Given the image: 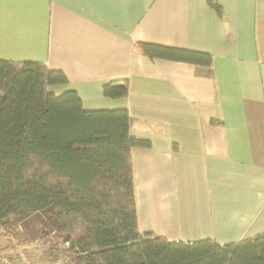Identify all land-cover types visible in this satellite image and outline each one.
I'll return each instance as SVG.
<instances>
[{
  "label": "crops",
  "instance_id": "0c3cea01",
  "mask_svg": "<svg viewBox=\"0 0 264 264\" xmlns=\"http://www.w3.org/2000/svg\"><path fill=\"white\" fill-rule=\"evenodd\" d=\"M221 11V13H220ZM209 53L210 64L137 49ZM0 58L61 70L55 92L125 108L139 226L172 240L264 232V0H0ZM127 80L122 97L106 83Z\"/></svg>",
  "mask_w": 264,
  "mask_h": 264
},
{
  "label": "trees",
  "instance_id": "16d2710c",
  "mask_svg": "<svg viewBox=\"0 0 264 264\" xmlns=\"http://www.w3.org/2000/svg\"><path fill=\"white\" fill-rule=\"evenodd\" d=\"M137 49L212 61L150 42ZM66 81L43 61L0 58V226L47 218L83 264H264V232L219 242L141 230L132 151L151 141L131 133L127 109H85L76 90L49 87ZM103 91L122 97L129 84L110 81Z\"/></svg>",
  "mask_w": 264,
  "mask_h": 264
},
{
  "label": "rangeland",
  "instance_id": "374dc122",
  "mask_svg": "<svg viewBox=\"0 0 264 264\" xmlns=\"http://www.w3.org/2000/svg\"><path fill=\"white\" fill-rule=\"evenodd\" d=\"M79 254L47 218L0 226V264H83Z\"/></svg>",
  "mask_w": 264,
  "mask_h": 264
}]
</instances>
